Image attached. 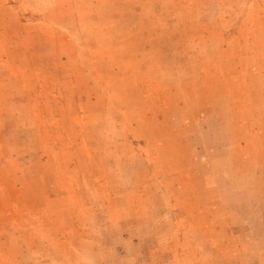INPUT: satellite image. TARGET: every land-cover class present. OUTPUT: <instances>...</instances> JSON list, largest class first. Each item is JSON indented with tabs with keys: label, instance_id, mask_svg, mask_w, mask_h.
<instances>
[{
	"label": "rangeland",
	"instance_id": "374dc122",
	"mask_svg": "<svg viewBox=\"0 0 264 264\" xmlns=\"http://www.w3.org/2000/svg\"><path fill=\"white\" fill-rule=\"evenodd\" d=\"M0 264H264V0H0Z\"/></svg>",
	"mask_w": 264,
	"mask_h": 264
}]
</instances>
